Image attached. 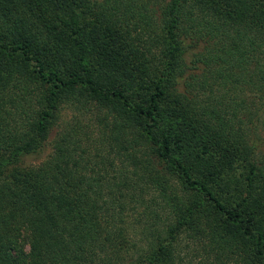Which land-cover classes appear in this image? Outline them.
<instances>
[{
  "label": "trees",
  "instance_id": "16d2710c",
  "mask_svg": "<svg viewBox=\"0 0 264 264\" xmlns=\"http://www.w3.org/2000/svg\"><path fill=\"white\" fill-rule=\"evenodd\" d=\"M261 132L264 0H0V264H264Z\"/></svg>",
  "mask_w": 264,
  "mask_h": 264
},
{
  "label": "rangeland",
  "instance_id": "374dc122",
  "mask_svg": "<svg viewBox=\"0 0 264 264\" xmlns=\"http://www.w3.org/2000/svg\"><path fill=\"white\" fill-rule=\"evenodd\" d=\"M241 99H245L247 100L250 96L248 95L247 92L242 91L240 94ZM251 98V97H250ZM71 111H65L62 114V119H61V126L63 125L64 121H69L70 120V116H71ZM60 128L56 129L55 131H53L47 141L46 147H44V150L38 154H32L29 156H26L23 158V161L21 166H29V165H37L39 163H41L42 161H44L50 154L52 151V144H53V140L56 137L57 132L59 131ZM261 134H263V139H264V133L261 132Z\"/></svg>",
  "mask_w": 264,
  "mask_h": 264
}]
</instances>
